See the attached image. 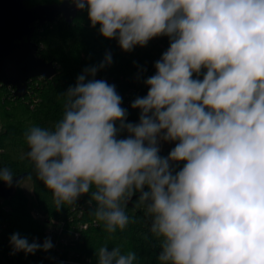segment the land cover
<instances>
[{"label": "clouds", "instance_id": "1", "mask_svg": "<svg viewBox=\"0 0 264 264\" xmlns=\"http://www.w3.org/2000/svg\"><path fill=\"white\" fill-rule=\"evenodd\" d=\"M87 6L91 26L130 52L158 36L170 47L147 78L149 90L126 109L114 85L85 68L53 129L31 127L26 156L59 210L91 193L106 231L129 224L135 193L153 217L161 264H264V0H70ZM206 69L203 79H193ZM119 122V128L116 127ZM121 131L129 136L118 139ZM178 141L167 158L157 137ZM185 162L175 172L170 162ZM11 186L13 174L0 169ZM145 187L148 191H144ZM94 189V190H93ZM123 205V206H122ZM15 252L52 248L19 233ZM97 264H134L136 254L99 249Z\"/></svg>", "mask_w": 264, "mask_h": 264}, {"label": "trees", "instance_id": "2", "mask_svg": "<svg viewBox=\"0 0 264 264\" xmlns=\"http://www.w3.org/2000/svg\"><path fill=\"white\" fill-rule=\"evenodd\" d=\"M31 1L26 0V5L31 7ZM84 11L87 20H89L87 7L82 10L83 13ZM79 13L72 23L64 18H58L47 23L44 27H37L33 36L34 41L51 40V44H53L58 40V36L67 34L68 31H70L69 34H74ZM98 26L100 25L92 27L93 30L97 31ZM93 34L95 36L80 30L76 32L80 47L86 46L89 50L96 52L97 45H100L98 42L103 41V36L100 33ZM113 45L116 50H122L117 39H113ZM135 47L138 49V56L129 58L126 51H118V57L112 58V63L109 66L99 70L101 77L96 80H105L109 85L115 86L116 92L122 98L121 107L127 111L125 123L138 124L141 110L132 108L131 104L136 98L147 95L149 88L145 84V80L156 74L154 65L170 47V38L168 36L154 37L146 46L137 45ZM98 52L101 55L91 60L94 63H99L95 66H99L104 61L102 55L105 53V48L102 46ZM39 55L47 61L54 59L62 62L59 55L48 56L40 49ZM78 64H80L79 61H76L72 67H63L50 79L44 77L30 79L28 92L24 97L15 96L13 87L0 83V120L3 119L2 123L0 121V169L8 168L12 172V182L25 175L10 197L0 195V222L7 223L13 234L19 233L20 237H26L30 243L33 240L36 241V238L42 234L45 222L32 214L30 198L21 185L25 179L33 181V192L38 209L56 220L66 218L72 206L79 204V201L82 200L85 203L90 200L91 193L84 194L74 204H65L57 210L53 202L52 191L38 178L34 163L26 156L29 150L26 142L28 130L33 126L53 129L62 120L67 100L64 93L76 85L77 77L84 72L85 68H90L87 66L81 68ZM205 74L206 69H202L199 74H193V79L202 80ZM88 79L95 78L88 76L86 82ZM116 127L119 128V122H116ZM128 136L127 131H121L118 134V139ZM170 152L171 150L164 149L158 154L162 158H167ZM184 163L183 161L170 162L171 168L174 170L173 174L180 171ZM3 184L5 182L0 180V185ZM144 191H148V188L145 187ZM139 195L140 193H135L128 201L127 206L124 207V211L129 217V224L125 229H117L114 233L107 232L105 222L96 219L94 215L96 205L89 210L88 217L96 219L98 224L92 225L75 246L82 249L91 258V264H97L96 253L103 246H107L109 249L119 247L122 254L134 252L136 254L134 264H161L158 255L161 251L162 238H157L151 232L153 217L147 213L146 206L139 201ZM1 262L2 258L0 257ZM17 264L26 263L20 261Z\"/></svg>", "mask_w": 264, "mask_h": 264}, {"label": "water", "instance_id": "3", "mask_svg": "<svg viewBox=\"0 0 264 264\" xmlns=\"http://www.w3.org/2000/svg\"><path fill=\"white\" fill-rule=\"evenodd\" d=\"M26 0H0V83L13 87L14 95L24 97L28 81L34 77L50 79L57 72L53 61L39 55V44L33 40L36 23L40 26L63 16L72 22L81 9L70 0L62 3H45L29 7ZM20 177L11 186L0 185V195L10 197Z\"/></svg>", "mask_w": 264, "mask_h": 264}, {"label": "built area", "instance_id": "4", "mask_svg": "<svg viewBox=\"0 0 264 264\" xmlns=\"http://www.w3.org/2000/svg\"><path fill=\"white\" fill-rule=\"evenodd\" d=\"M158 148L159 152L163 150L161 145ZM94 207L95 202L90 204L89 201L83 203L81 200L79 204L72 206L66 218L60 220L45 215L37 205L32 207V214L45 222V228L36 242L42 245L46 238H50L53 245L48 251L40 249L34 254H25L23 251L13 254L10 244L13 233L7 223L0 222V264H17L20 261L26 264H91V258L75 245L92 225L98 224L96 219L88 217L89 210Z\"/></svg>", "mask_w": 264, "mask_h": 264}, {"label": "rangeland", "instance_id": "5", "mask_svg": "<svg viewBox=\"0 0 264 264\" xmlns=\"http://www.w3.org/2000/svg\"><path fill=\"white\" fill-rule=\"evenodd\" d=\"M63 1L64 0H32L31 7L36 6L38 4H45V3H62ZM86 7L84 9H86ZM82 10L79 11L80 13H79L78 19L76 20L77 21L75 24L76 30L74 34H69L70 31H68L67 34L65 33L62 36H58L59 37L58 40L54 41L55 43L53 44H51V40H47V41L42 40V41L37 42L40 46L39 49L41 51H44L46 55L48 56L52 55L55 57L59 55V57L62 59V62L55 61L53 59V62L57 66L58 70H62L63 67H68V66L72 67L76 61H79L80 64H78V66H80L81 68L82 67L85 68L86 66L93 67L99 64V63H94L91 60H94L97 56L101 55V53H99L98 51L100 48H102V46L105 48V53H103L102 55L103 58H105V55L108 53H110L111 57L114 58V57H118L117 56L118 51L124 52V50L115 49V46L113 45V39H106L104 37H103V41L98 42L100 43V45H97L98 49L96 50V52L89 50V48L86 46L80 47V44L78 43V38L76 37V32L80 30L82 32L84 31L88 33L89 35H93V36H95L93 33H95L96 35L100 33L99 32L100 26H98L97 31H94L91 26L90 20H87V16L85 15L86 10L84 11V13L82 12ZM61 18H63V16H61L59 19ZM46 24L47 23L40 26L37 22L36 28L44 27ZM125 53L127 54L129 58H131L132 56L135 57L139 55L138 49L136 47H134L132 51L125 52ZM98 77H101V74L99 71L97 72L94 78L96 79ZM0 121L2 123L3 119H1ZM133 124H136V123H133ZM161 136H163V133H161ZM176 143H178V141H165L162 139V137L160 138V144L163 150L164 149H167L168 151L172 150L176 146ZM21 185L30 198V207L31 208L35 207L37 200L33 192V181L31 179H25Z\"/></svg>", "mask_w": 264, "mask_h": 264}, {"label": "bare ground", "instance_id": "6", "mask_svg": "<svg viewBox=\"0 0 264 264\" xmlns=\"http://www.w3.org/2000/svg\"><path fill=\"white\" fill-rule=\"evenodd\" d=\"M160 138H161V135H158V137H157V145H158V147H160Z\"/></svg>", "mask_w": 264, "mask_h": 264}, {"label": "flooded vegetation", "instance_id": "7", "mask_svg": "<svg viewBox=\"0 0 264 264\" xmlns=\"http://www.w3.org/2000/svg\"><path fill=\"white\" fill-rule=\"evenodd\" d=\"M36 30V29H35ZM35 33V32H34ZM34 36V35H33ZM34 40V39H33Z\"/></svg>", "mask_w": 264, "mask_h": 264}]
</instances>
